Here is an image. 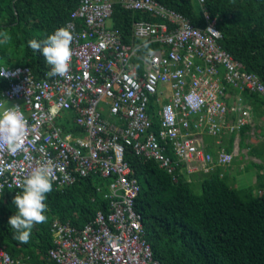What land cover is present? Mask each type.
Returning a JSON list of instances; mask_svg holds the SVG:
<instances>
[{
  "label": "built area",
  "instance_id": "obj_1",
  "mask_svg": "<svg viewBox=\"0 0 264 264\" xmlns=\"http://www.w3.org/2000/svg\"><path fill=\"white\" fill-rule=\"evenodd\" d=\"M197 1L202 25L158 0H80L60 26L74 35L67 78L49 76L50 65L40 77L28 65L0 67L8 82L0 114L18 107L29 128L22 150L0 152V195L19 192L41 163L54 165L56 187L90 174L109 178L107 212L97 210L80 227L53 220L48 264H160L135 208L141 185L125 160L127 148L156 161L175 180L179 165L187 174L208 173L238 153L240 132L251 123L240 92L264 99V82L222 47L216 18L205 10V0ZM115 3L158 18L133 22L132 38L140 42L125 41L118 27L107 24ZM147 44L155 47L140 55ZM205 133L217 138L215 153L206 148ZM226 133L233 134L231 151L222 143ZM0 264L40 263L0 246Z\"/></svg>",
  "mask_w": 264,
  "mask_h": 264
},
{
  "label": "trees",
  "instance_id": "obj_2",
  "mask_svg": "<svg viewBox=\"0 0 264 264\" xmlns=\"http://www.w3.org/2000/svg\"><path fill=\"white\" fill-rule=\"evenodd\" d=\"M79 1L0 0V33L9 37L6 43H0V67L28 65L37 77L42 76L50 66L42 53L28 46V41L43 42L65 24ZM158 1L185 14L195 25L204 24L202 7L197 0ZM204 8L216 18L222 33V47L242 69L257 74L264 82V0H205ZM138 19L158 20L141 10L114 4L112 23L121 30L125 41L140 42L132 38L133 22ZM153 47L155 44L145 45L140 55ZM7 84L0 76V96ZM232 92L238 90L232 89ZM241 96L242 102L253 110L264 111V99L259 93L243 90ZM153 120L156 129L158 117L154 115ZM249 128V124L242 128L243 138ZM226 148L232 150L231 141ZM167 153L175 157L172 150L168 149ZM125 160L140 182L135 208L142 215L145 237L161 264H264V189L252 193L253 187L237 188L218 166L208 173L201 171V191L197 193L193 179L200 172L186 175L184 165H179L175 180L156 161L135 154L131 147L126 149ZM259 177L264 182V174L257 175V182ZM108 182L109 178L91 174L65 187H56L53 183L45 201L47 219L34 225L27 243L14 238L15 230L8 223L17 212L14 197L22 189L4 190L0 195V246L13 257H30L32 261L48 264L47 254L54 244L53 220L69 221L80 227L97 210L107 212ZM263 182L259 184L261 187ZM246 192L251 194L247 196Z\"/></svg>",
  "mask_w": 264,
  "mask_h": 264
},
{
  "label": "clouds",
  "instance_id": "obj_3",
  "mask_svg": "<svg viewBox=\"0 0 264 264\" xmlns=\"http://www.w3.org/2000/svg\"><path fill=\"white\" fill-rule=\"evenodd\" d=\"M0 37V43H6L9 39L6 33H0ZM73 40V31L64 26L56 29L43 42L29 40L28 46L34 52L43 54L46 63L51 66L49 76L67 78L72 60ZM28 134V122L18 107H9L0 114V152L15 153L22 150ZM55 179L54 165L41 163L32 168L23 183L18 185L22 192L17 193L13 200L17 212L9 218L8 223L15 230L14 238L19 242L27 243L34 225L46 221L45 201L47 194L52 191Z\"/></svg>",
  "mask_w": 264,
  "mask_h": 264
},
{
  "label": "rangeland",
  "instance_id": "obj_4",
  "mask_svg": "<svg viewBox=\"0 0 264 264\" xmlns=\"http://www.w3.org/2000/svg\"><path fill=\"white\" fill-rule=\"evenodd\" d=\"M193 1L196 2V0ZM111 23L112 18H109L107 24L111 25ZM165 100L166 98L163 101ZM234 102L231 100V103ZM7 105H11V103L7 102ZM247 106L251 112L250 128L245 132L244 138L241 135L239 136L238 153L235 155L233 161L229 165L222 167V169L231 185L240 189L253 187L252 193H259L264 189V185L263 187L259 185L263 182L262 177H259L257 182L256 176L257 173L259 174L260 168L264 171V111H255L249 104ZM255 152H259V156ZM253 158L258 159L259 162H255ZM186 175L189 174L186 173ZM200 176L201 172L193 179V189L197 193L201 191ZM248 193L246 192L247 196Z\"/></svg>",
  "mask_w": 264,
  "mask_h": 264
},
{
  "label": "crops",
  "instance_id": "obj_5",
  "mask_svg": "<svg viewBox=\"0 0 264 264\" xmlns=\"http://www.w3.org/2000/svg\"><path fill=\"white\" fill-rule=\"evenodd\" d=\"M234 94H236V95H238V92L237 93H234ZM240 94H241V92H240ZM245 104H247V103H245ZM225 136L223 137V139H222V143L223 144H226L227 145V143L229 142V141H231L232 142V140H233V138H230V134H224ZM204 140H205V144H206V148L208 149V150H211V151H214V152H216L217 150H218V147H219V143H218V141H217V138H215L214 136H212V135H209L208 133H205L204 134ZM232 147H233V144H232ZM254 159V161L255 162H259V160L258 159H256V158H253ZM261 162V161H260ZM260 171H259V173L260 174H258L257 173V175H263L264 174V171L262 170V168H260L259 169ZM256 175V176H257ZM23 259H31L30 257H22ZM31 261V260H30ZM35 262H37V261H35Z\"/></svg>",
  "mask_w": 264,
  "mask_h": 264
},
{
  "label": "bare ground",
  "instance_id": "obj_6",
  "mask_svg": "<svg viewBox=\"0 0 264 264\" xmlns=\"http://www.w3.org/2000/svg\"><path fill=\"white\" fill-rule=\"evenodd\" d=\"M53 9H54V8H53ZM71 11H72V10H71ZM18 12H19V11H18ZM26 13H27V12H26ZM45 15H46V14H45ZM8 60H9V59H8ZM90 175H91V174H90ZM88 176H89V175H88ZM85 177H87V176H85ZM98 191H99V190H98ZM100 191H101V190H100ZM100 191H99V192H100ZM139 213H140V212H139ZM140 214H141V213H140ZM141 216H142V215H141ZM142 223H143V219H142ZM143 227H144V224H143ZM144 230H145V228H144ZM145 238H146V237H145ZM150 246H151V245H150ZM25 260H29V261H30L31 259H25ZM31 262H35V261H32V260H31ZM36 263H40V262H36ZM40 264H42V263H40ZM160 264H161V263H160Z\"/></svg>",
  "mask_w": 264,
  "mask_h": 264
}]
</instances>
